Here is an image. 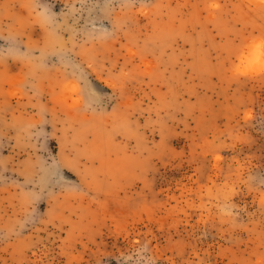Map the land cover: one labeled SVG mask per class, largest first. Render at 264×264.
Instances as JSON below:
<instances>
[{
  "label": "rangeland",
  "instance_id": "rangeland-1",
  "mask_svg": "<svg viewBox=\"0 0 264 264\" xmlns=\"http://www.w3.org/2000/svg\"><path fill=\"white\" fill-rule=\"evenodd\" d=\"M261 35L264 0H0V264H262Z\"/></svg>",
  "mask_w": 264,
  "mask_h": 264
},
{
  "label": "snow or ice",
  "instance_id": "snow-or-ice-1",
  "mask_svg": "<svg viewBox=\"0 0 264 264\" xmlns=\"http://www.w3.org/2000/svg\"><path fill=\"white\" fill-rule=\"evenodd\" d=\"M239 59L241 67H249L253 70L258 67L260 72L264 74V35L258 38L254 37L246 44L243 51L239 53ZM93 98L97 103H102V99L95 94H93Z\"/></svg>",
  "mask_w": 264,
  "mask_h": 264
}]
</instances>
